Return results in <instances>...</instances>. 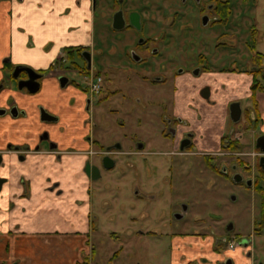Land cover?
I'll return each mask as SVG.
<instances>
[{
	"label": "rangeland",
	"instance_id": "rangeland-1",
	"mask_svg": "<svg viewBox=\"0 0 264 264\" xmlns=\"http://www.w3.org/2000/svg\"><path fill=\"white\" fill-rule=\"evenodd\" d=\"M153 1L151 32L146 28L143 32L148 35L161 30L166 31L167 35H159L163 36L159 38V44H150L158 52L147 60L146 69H142L147 75L146 80L143 83L137 78L132 80L134 87H131L134 89L123 106L119 99L129 86L120 85L116 90L112 89V83H108L106 93L114 90L116 94L111 96L110 93V97L101 102L95 116L101 129L113 130L108 143L121 141L123 149L127 151L137 149L142 142L149 146L145 148L146 153L141 152L142 155L126 152L116 156L113 167L101 168L99 178L91 179L90 184L83 187L82 194L76 197L82 201L79 213L83 214L86 208L93 221L89 262L214 264L217 255L213 247L223 236L226 240L239 239L242 243L250 242L249 236H252V243L264 249V229L259 234L253 233V221L259 218L260 207L256 192L234 191L226 177L221 179L220 175L209 170L202 160L203 155L198 152L189 157H173L175 168L170 174L172 184L168 180V170L155 166L164 161L165 156L160 151L170 149L163 146L165 140L159 134L163 125L158 111L163 102L173 100L178 110L186 109L185 102L192 104L200 128L210 129V142L213 145V139L218 138L217 133L242 130L241 134L237 131L234 136L240 144V151L247 153L242 156L251 167L246 175L251 177L256 173L258 153L253 141L256 133L261 129L264 132V93H257L261 120L255 131L246 130L249 122L245 118V111L250 109L248 95L251 76L247 72H237V76L234 72L217 69L229 67L232 63L233 67H248L255 52L264 53V0H230L232 14L227 23L209 22L207 26H202L200 12L194 14L185 7L177 15V18H183L180 20L182 22L163 26L161 20L167 18L169 23L170 13L168 17L163 16L161 10L165 2ZM133 4L138 5L134 1ZM145 15H148L147 12ZM100 18L97 7L89 21L91 49L106 55L115 52L114 56L121 58L122 36L128 31H115L110 27L104 29ZM252 27L254 31H251ZM74 45L70 43L68 46ZM199 53L205 56L201 63L197 59ZM103 57L104 61H111L109 57ZM204 64L211 66L209 70L203 69ZM95 65L96 72L98 60ZM29 67L37 69L31 65ZM198 68V72H195ZM116 73L110 75L112 82L117 80L114 77ZM69 76L83 83L82 77ZM52 84V80L43 84L41 90L31 95V101L36 103L35 100L39 98L48 104L51 100L58 101L70 94L71 89L60 91L55 81ZM204 89L208 90V100L203 96ZM147 99L154 100L158 107H148ZM235 101L240 103L241 108V117L237 122H233L228 113L229 106ZM78 105L79 100H76L74 106ZM125 106L131 107L129 116ZM113 107H121V110L112 112ZM168 114L171 112L168 111ZM122 121L125 122L124 126L121 125ZM235 157L231 155L224 161L229 165L235 161ZM91 158L97 165L100 164V154ZM216 167L219 169L220 163ZM179 201L189 205L180 220L174 218ZM113 253L116 255L112 256ZM258 254L262 256L261 252ZM257 256V261L261 260Z\"/></svg>",
	"mask_w": 264,
	"mask_h": 264
},
{
	"label": "flooded vegetation",
	"instance_id": "flooded-vegetation-1",
	"mask_svg": "<svg viewBox=\"0 0 264 264\" xmlns=\"http://www.w3.org/2000/svg\"><path fill=\"white\" fill-rule=\"evenodd\" d=\"M133 1L138 3V5L133 4ZM222 1L223 0H162L161 3L165 2V5H162L163 9L161 10L162 13H164L163 16L166 15V17H168L167 15L170 13L169 16L171 17V20L169 23H167V18H165V21L162 19L161 22L163 26L176 24L177 21L182 22L180 20H183V18H177V15L181 12L180 9L185 7L190 8L191 12L194 14L200 12L202 21L201 24L202 26H207L209 22L216 21L217 16L214 14L215 7L217 2ZM153 2V0H97L96 4L99 3L97 6H99L98 8L100 9V20L104 29L110 27L111 30L115 31H128L126 35L122 36V43L120 44L122 45L121 58H116L114 56L116 54L115 52L106 55L100 51L92 50L88 45H74L68 46L73 47L69 53L64 49L62 55L47 68L33 69L30 67L33 70V72L30 71V76H35V80L39 84L38 90L36 92L41 90L44 79H50L53 81V83L55 81V84L59 85L60 91L61 89H71V91H69L70 94H68L67 97H63V99H59L58 101L51 100V102H48V104L39 102L33 103L30 100L31 98H26L23 100L24 95L31 96L36 93L30 92L27 87L23 86V81H26L29 78V72L23 67L29 66L11 64L9 67L6 65L7 62L3 64L4 70L3 77L0 79V92L5 89H10L11 85H13L12 89L18 93L19 100L15 101L12 97L7 98L6 104L0 106V117L9 116L13 119L26 117L27 111L23 108V106H21L23 105V102H26L29 107H34L35 119H33L31 122L33 132L31 136H29L30 142H19L15 144L8 142L6 145V150L8 152H15L20 163L27 161L28 154H33L39 151L40 147H47L48 152L55 151L60 144L59 138L72 131L76 132L75 134L78 135V137L74 135L71 137L72 142L79 140V144L86 142L89 146L88 149H78L77 144V147L68 146L66 148L69 150V152L73 153L72 156L81 157L80 154L83 153L88 155L84 161L79 163V166L75 165L76 169L71 175L72 178L79 179L80 181L83 177L88 178L89 181L92 179L91 167L93 165L96 166L99 171L97 178H99L101 174V168L110 169L113 167L105 168L103 166L104 156L111 158L114 165L116 161L115 157L118 155L124 154L126 152L134 155H142L141 152L146 153L145 148L149 146V144L147 145V143L144 142L140 143L137 149L130 151L123 149L124 145L121 141H116L112 144L108 143L109 138L112 137L110 133H112L113 130L109 132L106 129H101L98 125V122L96 121L98 119H95V116L97 111L96 108L99 107L101 102L108 99L110 97V93L111 96L116 94V91L114 90H109V92L106 93V90H108V83H112V89L116 90L119 89L118 87H120V85L127 84L129 86L127 92L122 93V97L119 99L120 105L123 106L125 105V100L131 97L130 92L134 89V82H132V80L137 78L142 83L146 80L147 75L142 72V69H146L147 60H149L153 54L158 52L156 48L152 49L150 44L152 43L153 46L156 42L159 44V41L163 38V36L159 37V35H167L166 31L163 32L161 30L158 32H152L148 35H145L143 32L145 28L146 31L151 32V22L153 21V9L151 6L153 5ZM92 4L95 5L93 0ZM117 12H121V17L116 20V25H120L119 28L113 26V17ZM146 12L148 15H145ZM136 13L138 14L137 19H135ZM130 14H132V19L129 17ZM203 17L206 18V23H203ZM159 38L161 39L159 40ZM102 55L109 57L111 61H104V57ZM96 60H98V70L95 72L94 67H96ZM223 67L225 68L227 66H222V68ZM231 67L235 68L236 70L221 68L217 70L230 71L234 72L235 74H238L237 72H247L252 78V74L246 70V68H240L238 66L233 67V63L227 68ZM197 70H199V68ZM112 72H117L114 76L117 80L113 82L110 77ZM70 74L82 77L83 83H78L73 77L69 76ZM60 77H65V84L63 86L60 85ZM90 77H100L99 89L96 93H91L88 89L87 83ZM130 83H132V85H129ZM20 84L22 85L21 87L19 86ZM203 92L204 98L208 100V90L204 89ZM258 92H264H255V101L257 104V110L259 112V103L257 99ZM103 94H105V96H103ZM248 98L250 100V109L245 111V118L249 122L246 130L252 129L255 131V127L261 120V115L259 113L260 120L257 123H254L253 120L255 118V111L253 109L251 100L250 85ZM76 100H79L78 106H74V102ZM147 100L148 107H158L154 100ZM185 103V110H178V107H176V102L173 100L163 102L162 107L159 108V111L157 110L160 114L159 119L163 125V128L160 129L161 131L159 134L162 136L163 140H165L163 146L169 147L170 149L160 151V153L163 154L165 158L160 165L155 166L165 167L168 170V180L172 184L173 177H171L170 174L175 168L173 157H176L177 155L189 157L190 155L196 154L197 152L203 155L202 160L209 170H212L220 175L221 177H219L221 179H225L224 177H226V180L229 182V187H231L234 191L238 190L240 193H248V191L253 190L259 195V218L253 221V233L259 234L264 229V209L262 208L261 197V191L264 190V168L260 164V157H264V151L257 144V142L260 137H262L263 139H260V141L261 145H264L263 130L261 129V132L256 133L254 136L253 144L258 153L257 161L255 163L256 173L254 172L255 174L249 177L246 175V172L251 167L247 165V163L243 160L244 157H242L247 153L240 151V144L236 139L237 137L234 136L237 131H240V134L243 131L237 130L227 134L224 131H221L216 135L218 138L213 139L215 142V145H213L210 142V138H212L210 137L212 134L210 129L200 128L198 119L194 115V108L192 107V104H188L189 102ZM233 103H237L239 107V115L237 119H232L230 106L228 113L230 119L233 122H237L241 117L240 103L238 101ZM120 110L121 107H113L111 109L112 112H119ZM168 111H170L171 114H168ZM125 112L129 116L130 112H132L131 107L126 108ZM42 117L50 119H42ZM121 125L124 126L125 122L122 121ZM19 128L21 129V126ZM233 140H235L237 143L235 149H232L229 146L230 142ZM93 147H95V149ZM96 154H100L101 162L98 165L93 160H91V157ZM1 155V164L4 165L6 162L3 160V154ZM231 155L236 156L235 161H229L230 164L227 165L224 159L231 157ZM86 162H89L90 165L88 166V174L85 171ZM217 163H220L219 169L216 167ZM6 166L9 176L12 172H14L10 170L12 168V163L8 162ZM27 169H29V167H27ZM8 176L4 178L0 176L1 179H5L2 181V183L9 180ZM19 179L22 180L23 177L20 176ZM81 183L84 184L81 181L80 185ZM80 185H78L79 188ZM258 187L261 189L260 191L258 190ZM79 202L82 204L81 200ZM188 209L189 205L187 203L179 201V208L177 211H175L174 218L178 220L182 219ZM249 237L250 242L248 243H242L239 239L229 241L225 239V236H223L220 241H216L215 246L213 247V252L217 255V257L213 260L214 264H263L261 260L264 261V249L257 247V245L252 243V236ZM259 252L262 253L261 257L260 254H258ZM257 254L259 256H257ZM256 256L261 260L257 261ZM202 261L206 262L205 258H202Z\"/></svg>",
	"mask_w": 264,
	"mask_h": 264
},
{
	"label": "crops",
	"instance_id": "crops-1",
	"mask_svg": "<svg viewBox=\"0 0 264 264\" xmlns=\"http://www.w3.org/2000/svg\"><path fill=\"white\" fill-rule=\"evenodd\" d=\"M96 2L0 0V79L6 62L45 69L70 43L90 46L89 21L99 7ZM49 81L44 79L43 84ZM9 97L19 100L16 91L5 89L0 92V106ZM26 98L33 96L24 95L23 100ZM35 101L47 104L39 98ZM21 106L27 111L26 117H0V153L6 162L0 166V176H8V162L14 171L0 188V264H81L83 260L91 264L88 249L93 221L86 208L79 213L82 204L76 199L90 181L81 178V186L79 179L71 177L75 165L88 155L72 156L66 149L77 144V148L89 146L86 142L79 144V140L72 142L73 135L78 137L72 131L59 138L55 151L40 147L20 163L6 145L30 142L34 107L26 102Z\"/></svg>",
	"mask_w": 264,
	"mask_h": 264
},
{
	"label": "trees",
	"instance_id": "trees-1",
	"mask_svg": "<svg viewBox=\"0 0 264 264\" xmlns=\"http://www.w3.org/2000/svg\"><path fill=\"white\" fill-rule=\"evenodd\" d=\"M215 16H217L216 23L220 22L222 24L227 23L229 20L230 15L232 14V6L230 3V0H223L222 2H217V5L215 7ZM251 31H254V28L252 27ZM73 47H66L65 50L69 53V51ZM205 58L203 54H198L197 59L199 63L202 62V60ZM263 59H264V53L261 52H255L254 55L251 57V61L249 62L250 66H244L246 70H248L252 74L251 78V83H250V90H251V100H252V105L253 109L255 111V118L253 120L254 123H257L260 118H259V112L257 110V104L255 101V92L256 91H263L264 92V66H263ZM7 66H11L10 63L6 64ZM211 66L209 64H204L203 69L209 70ZM221 69H230V70H236L235 68H227V67H219ZM243 68V67H242ZM236 141L233 140L230 142V147L232 149L236 148ZM257 190V187H256ZM258 190L260 191L261 189L258 187ZM261 197H262V208L264 209V190L261 191ZM117 252V251H116ZM116 255V253H113L112 256ZM80 264V263H79ZM81 264H88L86 260H83Z\"/></svg>",
	"mask_w": 264,
	"mask_h": 264
},
{
	"label": "water",
	"instance_id": "water-1",
	"mask_svg": "<svg viewBox=\"0 0 264 264\" xmlns=\"http://www.w3.org/2000/svg\"><path fill=\"white\" fill-rule=\"evenodd\" d=\"M93 3H95V0H93ZM121 17V12H117L114 17H113V26L116 27V28H119L120 25H116V20L118 18ZM130 19H132V14L129 15ZM138 17V14L136 13L135 14V19H137ZM122 20V18H121ZM203 23H206V18L203 17ZM25 70H27L29 72V78L26 80V81H23V86L27 87V89L30 91V92H36L38 90V87H39V84L38 82L35 80V76H30V71L33 72V70L30 68V67H23ZM195 72H198V70L196 69ZM59 81H60V85L63 86L65 84V77H60L59 78ZM20 87L22 86L21 84L19 85ZM43 113V112H42ZM230 113H231V116H232V119L235 120L237 119L238 115H239V107H238V104L237 103H233L230 105ZM42 119H47L49 120L48 118H43ZM260 139L262 140L263 138L260 137ZM260 139L258 140L257 144L261 147V149L264 151V145H261V141ZM1 161H2V155L0 154V164H1ZM260 164L263 166L264 168V157L261 156L260 157ZM88 166L89 165V162H86L85 163V171L86 173L88 174L89 170H88ZM103 166L105 168H110L113 166V160L111 158H109L108 156H104L103 158ZM98 169L96 166H92L91 167V178L92 179H95L98 177ZM5 179H1L0 178V188H1V184H2V181H4Z\"/></svg>",
	"mask_w": 264,
	"mask_h": 264
},
{
	"label": "built area",
	"instance_id": "built-area-1",
	"mask_svg": "<svg viewBox=\"0 0 264 264\" xmlns=\"http://www.w3.org/2000/svg\"><path fill=\"white\" fill-rule=\"evenodd\" d=\"M87 84L89 91L91 93H96L99 89L100 77H90Z\"/></svg>",
	"mask_w": 264,
	"mask_h": 264
}]
</instances>
